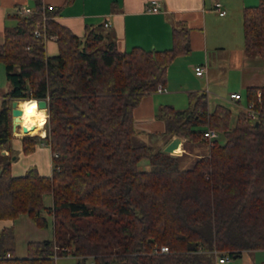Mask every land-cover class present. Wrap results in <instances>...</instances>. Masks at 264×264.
Here are the masks:
<instances>
[{
  "label": "trees",
  "instance_id": "obj_1",
  "mask_svg": "<svg viewBox=\"0 0 264 264\" xmlns=\"http://www.w3.org/2000/svg\"><path fill=\"white\" fill-rule=\"evenodd\" d=\"M73 1L50 10L34 0L32 13L9 16L16 24L5 27L0 43L10 84L0 97V220L27 215L45 229L50 216L54 234L29 241L18 257L14 226L2 229L0 264H56L67 255L93 264H215L224 254L264 250V86L246 88L256 120L243 109L234 116L225 104L210 109L206 92H191L183 110L162 105L157 118L166 134L210 145L209 155L181 168L178 156L133 143L134 112L167 84L172 62L192 51L191 29L173 28L170 49L103 47L100 33L80 38L56 21ZM44 13L56 36L54 56L34 33ZM243 33L246 52L264 65V0L244 8ZM41 99L48 101L46 135H25L22 148L28 155L41 143L50 147L52 174L30 166L15 175L12 101ZM208 128L225 142L207 140ZM143 159L150 170L139 168Z\"/></svg>",
  "mask_w": 264,
  "mask_h": 264
},
{
  "label": "crops",
  "instance_id": "obj_2",
  "mask_svg": "<svg viewBox=\"0 0 264 264\" xmlns=\"http://www.w3.org/2000/svg\"><path fill=\"white\" fill-rule=\"evenodd\" d=\"M150 1L152 0H74L71 4L63 6L55 19L80 38H84L89 30L100 33L104 39L103 47L112 43L121 51L133 47L154 51L170 49L173 28L186 23L191 29L192 51L178 56L172 62L168 70L167 84L162 86L164 90L146 95L135 109L134 116L136 133H139V139L144 141L141 144L152 145L164 151L174 138L179 137L181 142L171 154L178 156L181 163L193 165L197 158L209 155L210 145L205 142L193 144L187 138L166 134L164 122L157 118L158 110L165 104L174 106L178 98L182 100L188 90L185 88L188 82L186 76L195 83L191 84L188 91L206 92L210 109L217 104H223L224 98L212 90L211 86L223 81L222 73L225 68L236 69L240 73L242 85L246 88L264 86L262 57L254 58L246 52L241 41V23H234L238 12L240 15L243 8L255 0H156L160 6L157 13L148 11ZM216 1L223 3L225 15H219L215 9ZM42 3L44 8L50 7V10H54L59 8L64 0H42ZM21 7L33 9L34 0H0V43L4 42L5 27L16 24L9 16L19 12ZM45 47L48 56L58 54L55 35L51 34ZM199 65L205 67L203 75L195 73V67ZM174 78L180 79L179 87L176 86ZM242 100L243 96L239 101L225 99L237 106H242ZM18 132L14 134L23 135ZM36 134L45 136L46 130L45 135L39 131ZM21 139H13L12 142L15 152L13 173L23 175L28 167L35 166L42 175L50 176L53 171V154L50 147L41 143L33 153L27 155L23 152ZM190 148L195 152L191 153ZM17 220H0V231L14 226L16 241L19 235Z\"/></svg>",
  "mask_w": 264,
  "mask_h": 264
},
{
  "label": "rangeland",
  "instance_id": "obj_3",
  "mask_svg": "<svg viewBox=\"0 0 264 264\" xmlns=\"http://www.w3.org/2000/svg\"><path fill=\"white\" fill-rule=\"evenodd\" d=\"M221 2V1H220ZM249 2H251L249 0ZM260 0H255L254 3H250L248 6H254L259 4ZM32 4V2H31ZM245 6V7H248ZM244 7V8H245ZM243 8V10H244ZM243 10L241 11L240 15L239 12L237 14V18L234 20V23L238 24L239 22L241 23V41L245 46V41H244V33H243ZM254 58H261L260 55H253ZM223 74V81L222 82H218V83H214L213 86H211L212 90L218 92L219 94H221L222 98H224V100L222 101L223 104L227 105L228 107H230L233 111V115L235 116L240 108L241 109H245L246 106V101H245V93H246V87L245 85H242V79L240 76V73L236 70V69H224ZM186 78L188 79V82H186V86L185 88H187L189 90V87L191 86V84H195L193 83L192 79L189 76H186ZM183 80V79H181ZM175 84L177 87H179L180 85V79L179 78H174ZM10 88V84L7 81L6 78V73H5V68L4 65L0 64V97L3 96V94L5 92H7ZM187 93L184 94V97L182 96V100L181 98L177 99L175 101V108L183 110L186 109L189 105V98L188 95L193 92L195 93V91H188ZM232 93H240L243 96V100L241 102L242 106H237L234 102H228L225 101V99H229L230 98V94ZM212 105V103H211ZM46 121H47V116H46ZM46 121L44 124H46ZM24 125L18 124V127L16 129V132L18 133H22V136H17L13 133V139H21L23 138L25 135L23 130H24ZM45 127V125H44ZM38 132V131H37ZM37 132L34 131V133L32 134H28V135H40V134H36ZM140 134L139 133H135V135L133 136V143L136 145H139L141 143H143L144 141L139 139ZM220 143H224L225 142V137L223 135H219V137L217 138ZM13 142V140H12ZM152 142V141H151ZM193 144H195V142H191ZM13 145V144H12ZM191 153H194V149H191ZM4 154H8L7 151L3 152ZM14 150L12 151V155H14ZM180 167L181 168H190L192 167V165H186L184 163L180 162ZM139 168L141 170H150V165L147 159H143L140 163H139ZM46 203L47 204H51L52 200L50 197H46ZM49 220H50V225L45 228H39L35 225V223L28 218L27 215H22L21 218H19V220H17V229L19 231V235L17 236V241H16V255L17 256H25L26 255V243L28 241H33V240H47V239H53L54 234H53V228H52V219L49 216ZM24 231V232H23ZM218 258L215 259V264H220L218 263ZM56 264H93V258L92 257H88L86 259H82L79 257H75L72 255H67V256H56ZM223 264H264V250H256V251H246L243 253V255L241 257L238 258H233L232 260L223 263Z\"/></svg>",
  "mask_w": 264,
  "mask_h": 264
},
{
  "label": "built area",
  "instance_id": "obj_4",
  "mask_svg": "<svg viewBox=\"0 0 264 264\" xmlns=\"http://www.w3.org/2000/svg\"><path fill=\"white\" fill-rule=\"evenodd\" d=\"M150 4H151V6H149L148 11H150L152 13L159 12L160 6L156 0L150 1ZM214 7L219 12V15H225L226 14V10L224 9V5L222 2L216 1L214 4ZM46 8L50 9V7H46ZM18 10H19V13H21L23 15H27V14L32 13V9L30 7H21ZM47 19H48V16L45 15V13H44V22L41 24L40 28L36 29L34 32L36 37H42L45 41H47L48 39L51 38V34L48 31L47 26H46V20ZM205 71H206L205 67H203L202 65L195 67V73L197 75H203L205 73ZM157 90L162 91V90H164V88L162 86H159ZM230 98L239 101L242 99V96L240 93H232V94H230ZM246 106L247 107L243 110L245 111L247 116L251 120H256L259 116V112H258V110H256L255 103L250 102V103L246 104ZM13 133H15V132H13ZM218 136H219L218 132L212 128H208L204 132V137L209 141H213L214 139L218 138ZM64 250H67V249L64 248ZM160 252L161 253L169 252V248L167 246H162L160 249ZM230 260H232V257L229 254H224L218 258V263L223 264V263H226Z\"/></svg>",
  "mask_w": 264,
  "mask_h": 264
},
{
  "label": "bare ground",
  "instance_id": "obj_5",
  "mask_svg": "<svg viewBox=\"0 0 264 264\" xmlns=\"http://www.w3.org/2000/svg\"><path fill=\"white\" fill-rule=\"evenodd\" d=\"M33 101L35 100L19 101V107L22 109L23 114L20 116V120L18 121L17 125L22 123L24 125L23 127H26L28 129V131H24L25 134H32L34 133V131H39L42 135H45L44 123L46 121L47 111L44 108L38 107L37 100L35 101L37 108L30 116L26 115L27 109L21 107V105H30Z\"/></svg>",
  "mask_w": 264,
  "mask_h": 264
},
{
  "label": "water",
  "instance_id": "obj_6",
  "mask_svg": "<svg viewBox=\"0 0 264 264\" xmlns=\"http://www.w3.org/2000/svg\"><path fill=\"white\" fill-rule=\"evenodd\" d=\"M38 107L44 108L46 111L48 110V101L46 99L37 100ZM23 114L22 109L19 107V100L12 101V117H13V132L16 131L18 125V121L20 120V116ZM257 124V123H256ZM24 131H28L26 127H24ZM181 142V138H174L165 148L166 153H172L175 148H177L178 144ZM236 258V257H234Z\"/></svg>",
  "mask_w": 264,
  "mask_h": 264
},
{
  "label": "clouds",
  "instance_id": "obj_7",
  "mask_svg": "<svg viewBox=\"0 0 264 264\" xmlns=\"http://www.w3.org/2000/svg\"><path fill=\"white\" fill-rule=\"evenodd\" d=\"M22 108H26V115H31L37 108L36 102L33 101L30 105H21Z\"/></svg>",
  "mask_w": 264,
  "mask_h": 264
}]
</instances>
